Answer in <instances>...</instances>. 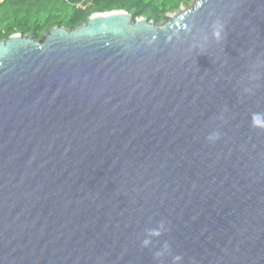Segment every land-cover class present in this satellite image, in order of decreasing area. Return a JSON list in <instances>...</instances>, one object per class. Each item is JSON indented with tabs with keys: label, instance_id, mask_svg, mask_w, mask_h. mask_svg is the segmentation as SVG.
Returning <instances> with one entry per match:
<instances>
[{
	"label": "water",
	"instance_id": "water-1",
	"mask_svg": "<svg viewBox=\"0 0 264 264\" xmlns=\"http://www.w3.org/2000/svg\"><path fill=\"white\" fill-rule=\"evenodd\" d=\"M44 37L0 40V264H264V0Z\"/></svg>",
	"mask_w": 264,
	"mask_h": 264
},
{
	"label": "trees",
	"instance_id": "trees-1",
	"mask_svg": "<svg viewBox=\"0 0 264 264\" xmlns=\"http://www.w3.org/2000/svg\"><path fill=\"white\" fill-rule=\"evenodd\" d=\"M193 0H2L0 1V40L13 34L44 41L55 26L74 29L97 12L125 10L133 19L145 17L155 23L191 5Z\"/></svg>",
	"mask_w": 264,
	"mask_h": 264
},
{
	"label": "clouds",
	"instance_id": "clouds-1",
	"mask_svg": "<svg viewBox=\"0 0 264 264\" xmlns=\"http://www.w3.org/2000/svg\"><path fill=\"white\" fill-rule=\"evenodd\" d=\"M213 36L217 40L221 39V30L219 29V27L215 28V30L213 31ZM260 124H261V121H260L258 115H254V117H253V125L256 126V125H260ZM210 139H211V137H210ZM160 228L162 229L163 225H161ZM160 235H161V231L160 230H158V229H148L147 233H146V238L142 242L143 246L144 247H148L151 244V242H152V238L153 237H159ZM166 249H167V245H165V250ZM162 254H163L162 252H158L156 255L160 256ZM181 261H182V257H180V256H175L173 258L174 264H180Z\"/></svg>",
	"mask_w": 264,
	"mask_h": 264
},
{
	"label": "rangeland",
	"instance_id": "rangeland-1",
	"mask_svg": "<svg viewBox=\"0 0 264 264\" xmlns=\"http://www.w3.org/2000/svg\"><path fill=\"white\" fill-rule=\"evenodd\" d=\"M195 1H196V0H193L192 4H193ZM192 4H191V5H192ZM189 6H190V5H189ZM186 7H188V6H185V7H183V8H186ZM183 8H182V9H183Z\"/></svg>",
	"mask_w": 264,
	"mask_h": 264
},
{
	"label": "built area",
	"instance_id": "built-area-1",
	"mask_svg": "<svg viewBox=\"0 0 264 264\" xmlns=\"http://www.w3.org/2000/svg\"><path fill=\"white\" fill-rule=\"evenodd\" d=\"M0 1H2V0H0Z\"/></svg>",
	"mask_w": 264,
	"mask_h": 264
}]
</instances>
